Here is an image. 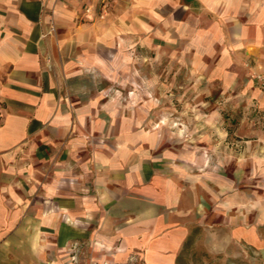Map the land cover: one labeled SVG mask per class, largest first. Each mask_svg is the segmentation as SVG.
Listing matches in <instances>:
<instances>
[{
    "label": "crops",
    "instance_id": "0c3cea01",
    "mask_svg": "<svg viewBox=\"0 0 264 264\" xmlns=\"http://www.w3.org/2000/svg\"><path fill=\"white\" fill-rule=\"evenodd\" d=\"M94 6L0 0V264H185L213 217L229 231L220 248L258 247L241 208H212L190 146L82 87L85 71L116 70V50L138 41L264 109L251 78L264 71V0H141V18L106 24Z\"/></svg>",
    "mask_w": 264,
    "mask_h": 264
},
{
    "label": "rangeland",
    "instance_id": "374dc122",
    "mask_svg": "<svg viewBox=\"0 0 264 264\" xmlns=\"http://www.w3.org/2000/svg\"><path fill=\"white\" fill-rule=\"evenodd\" d=\"M140 2L92 0L94 14L105 24L109 19L141 18ZM149 47L136 41L127 47V56L116 50L111 58L116 70L85 71L83 92L120 96L129 108L147 113L151 126L165 128V137L190 146L191 153L201 158L194 172L210 184L212 208H241L244 226L257 228L258 247L229 242L220 248V235L223 242L229 231H216L219 220L213 217L214 230L192 233L189 245H193L183 249L190 255L185 264H264V109L243 97L237 86H206L201 79H190L187 70L178 74L160 45Z\"/></svg>",
    "mask_w": 264,
    "mask_h": 264
},
{
    "label": "built area",
    "instance_id": "2783aa9c",
    "mask_svg": "<svg viewBox=\"0 0 264 264\" xmlns=\"http://www.w3.org/2000/svg\"><path fill=\"white\" fill-rule=\"evenodd\" d=\"M251 78L256 83L257 86H259L261 89H264V71L253 73Z\"/></svg>",
    "mask_w": 264,
    "mask_h": 264
},
{
    "label": "trees",
    "instance_id": "16d2710c",
    "mask_svg": "<svg viewBox=\"0 0 264 264\" xmlns=\"http://www.w3.org/2000/svg\"><path fill=\"white\" fill-rule=\"evenodd\" d=\"M186 1H192V0H186Z\"/></svg>",
    "mask_w": 264,
    "mask_h": 264
}]
</instances>
